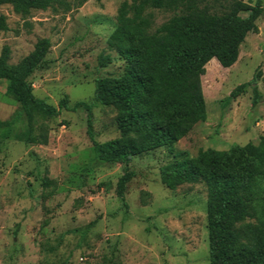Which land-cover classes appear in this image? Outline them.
<instances>
[{
  "label": "rangeland",
  "instance_id": "rangeland-1",
  "mask_svg": "<svg viewBox=\"0 0 264 264\" xmlns=\"http://www.w3.org/2000/svg\"><path fill=\"white\" fill-rule=\"evenodd\" d=\"M131 0H57L54 8L27 17L10 5L0 6L10 31L0 32V55L11 49L16 65L33 52L40 39L52 47L47 66L30 78L34 94L58 108L69 99L70 111L57 117L37 116L48 130V143L28 144L27 118L13 126L12 137L0 144V264H210L206 184H185L175 191L161 182V168L180 158H196L209 149L227 151L233 145L257 143L264 136V0L257 31L248 34L237 63L223 68L217 59L206 65L202 86L207 120L197 124L175 145L135 157V178L126 191V209L117 196L124 173L94 150L89 134L107 144L120 136L113 108L94 105L95 81L118 78L126 62L108 48L122 3ZM257 0H242L239 15L247 17ZM155 28L174 13L152 11ZM112 63L100 67L99 58ZM256 81L261 96L254 108V86L236 99L238 86ZM0 80L1 123L11 121L21 107ZM92 104L89 113L79 103ZM257 215L262 206L256 205ZM249 219L246 223H256Z\"/></svg>",
  "mask_w": 264,
  "mask_h": 264
},
{
  "label": "trees",
  "instance_id": "trees-1",
  "mask_svg": "<svg viewBox=\"0 0 264 264\" xmlns=\"http://www.w3.org/2000/svg\"><path fill=\"white\" fill-rule=\"evenodd\" d=\"M89 0H74L82 7ZM242 0H131L119 8L117 27L108 39V48L125 62L118 78L95 81L94 105L113 108L120 136L101 144L94 138L91 116L89 134L94 150L110 164H120L124 173L117 184V196L127 209L126 191L135 178L131 163L135 157L165 148L174 150L199 123L207 120L202 77L213 59L223 68L233 67L248 34L256 32L261 0L245 18L239 15ZM57 0H0L27 17L32 11L54 8ZM174 16L155 28L152 11ZM7 18L0 15V32H9ZM52 44L40 39L33 52L11 65V49L0 55V80L8 82L7 92L19 102L21 110L7 123H1L0 144L12 137L13 126L25 115L28 129L25 142L48 143L49 130L40 126L37 116L57 117L70 111L69 99L58 108L38 99L31 76L47 66ZM110 55L99 58L100 67L112 63ZM256 81L233 90L236 99L254 86L253 107L261 101ZM91 113L92 104L77 103ZM161 182L175 191L185 184H206L210 264H264V136L257 143L233 145L227 151L209 149L196 158H178L161 168ZM256 205L262 206L257 215ZM256 219V223H246Z\"/></svg>",
  "mask_w": 264,
  "mask_h": 264
}]
</instances>
